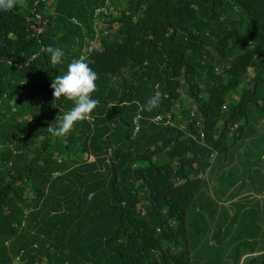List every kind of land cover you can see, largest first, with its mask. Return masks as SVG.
<instances>
[{"label":"trees","instance_id":"obj_1","mask_svg":"<svg viewBox=\"0 0 264 264\" xmlns=\"http://www.w3.org/2000/svg\"><path fill=\"white\" fill-rule=\"evenodd\" d=\"M0 264H264V0H0Z\"/></svg>","mask_w":264,"mask_h":264},{"label":"clouds","instance_id":"obj_2","mask_svg":"<svg viewBox=\"0 0 264 264\" xmlns=\"http://www.w3.org/2000/svg\"><path fill=\"white\" fill-rule=\"evenodd\" d=\"M8 7H12V0H8ZM47 52L50 53L49 59L53 66L62 63L65 56L64 49L49 45ZM97 79V72L85 58L73 59L62 74L54 77L51 83L54 97L64 96L74 101L71 110L65 112L58 120V126L50 129L54 135L63 138L72 130L76 121L87 119L91 114L99 102L92 96L98 87ZM161 102V94L152 95L142 106V111L151 112L159 107Z\"/></svg>","mask_w":264,"mask_h":264},{"label":"water","instance_id":"obj_3","mask_svg":"<svg viewBox=\"0 0 264 264\" xmlns=\"http://www.w3.org/2000/svg\"><path fill=\"white\" fill-rule=\"evenodd\" d=\"M50 24V21H47L46 22V24H45V26L40 30V32H39V36H40V34L42 33V31L45 29V27L47 26V25H49ZM36 57V55H34V56H32V58L29 60V61H31L33 58H35ZM8 61V60H7Z\"/></svg>","mask_w":264,"mask_h":264}]
</instances>
